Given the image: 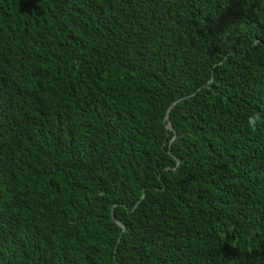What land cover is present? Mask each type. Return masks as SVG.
Returning <instances> with one entry per match:
<instances>
[{"label":"trees","instance_id":"1","mask_svg":"<svg viewBox=\"0 0 264 264\" xmlns=\"http://www.w3.org/2000/svg\"><path fill=\"white\" fill-rule=\"evenodd\" d=\"M7 7L0 264H264V0Z\"/></svg>","mask_w":264,"mask_h":264},{"label":"clouds","instance_id":"2","mask_svg":"<svg viewBox=\"0 0 264 264\" xmlns=\"http://www.w3.org/2000/svg\"><path fill=\"white\" fill-rule=\"evenodd\" d=\"M12 6H16V5L14 4ZM9 7L5 8V10L3 11V13L0 17V19L2 21V25H4V23H5ZM247 123H248L249 130L251 132L255 133L259 127L264 126V117H262L260 114H254L248 118ZM167 126H168V124H167ZM169 126H168V128H170ZM2 178H4L3 174H2ZM12 211H13V205L11 204L10 208L7 211H5L4 213H2L1 215L5 219H7L11 215Z\"/></svg>","mask_w":264,"mask_h":264},{"label":"water","instance_id":"3","mask_svg":"<svg viewBox=\"0 0 264 264\" xmlns=\"http://www.w3.org/2000/svg\"><path fill=\"white\" fill-rule=\"evenodd\" d=\"M168 126H169V124H168ZM170 127V126H169Z\"/></svg>","mask_w":264,"mask_h":264}]
</instances>
